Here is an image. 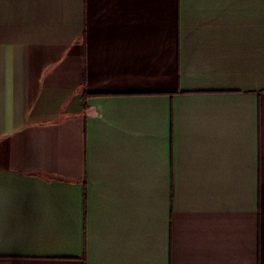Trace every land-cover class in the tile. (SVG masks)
I'll list each match as a JSON object with an SVG mask.
<instances>
[{
  "label": "crops",
  "instance_id": "1",
  "mask_svg": "<svg viewBox=\"0 0 264 264\" xmlns=\"http://www.w3.org/2000/svg\"><path fill=\"white\" fill-rule=\"evenodd\" d=\"M0 264H264V0H0Z\"/></svg>",
  "mask_w": 264,
  "mask_h": 264
}]
</instances>
